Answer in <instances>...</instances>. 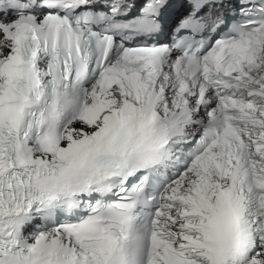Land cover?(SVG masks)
<instances>
[{
	"label": "snow or ice",
	"instance_id": "snow-or-ice-1",
	"mask_svg": "<svg viewBox=\"0 0 264 264\" xmlns=\"http://www.w3.org/2000/svg\"><path fill=\"white\" fill-rule=\"evenodd\" d=\"M0 264H264V0H0Z\"/></svg>",
	"mask_w": 264,
	"mask_h": 264
}]
</instances>
